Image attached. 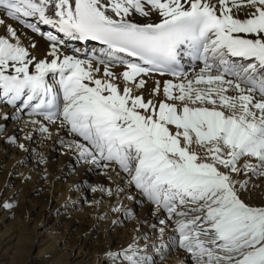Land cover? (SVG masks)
Listing matches in <instances>:
<instances>
[{"label": "snow or ice", "instance_id": "obj_1", "mask_svg": "<svg viewBox=\"0 0 264 264\" xmlns=\"http://www.w3.org/2000/svg\"><path fill=\"white\" fill-rule=\"evenodd\" d=\"M152 12L158 22H134ZM6 19L46 36L48 58L31 56L36 45L26 47L21 35L30 38ZM0 25L8 34L0 35V103L40 134L50 137V124L82 138L61 142L96 168L126 174L153 205L150 228L174 242L141 245L144 233L107 257L157 264L151 250L178 248L185 264H264V204L247 201L264 179V0H0ZM59 34L104 47L68 55ZM184 57L199 70H186ZM117 64L124 70L113 71ZM153 74L175 78L155 82L158 103L142 94Z\"/></svg>", "mask_w": 264, "mask_h": 264}, {"label": "bare ground", "instance_id": "obj_2", "mask_svg": "<svg viewBox=\"0 0 264 264\" xmlns=\"http://www.w3.org/2000/svg\"><path fill=\"white\" fill-rule=\"evenodd\" d=\"M133 19L134 22L145 23L158 22L160 18L155 12H152L149 18L137 15ZM5 23L17 28L18 35L26 33L30 40L21 35V40L26 47L30 42L36 45L34 48L29 47L31 56L36 60L48 58L50 42L46 36L32 33L10 19H6ZM40 27L44 32L50 31L57 34L51 26L40 25ZM0 35L5 37L8 35L4 25H0ZM59 35L66 41V47L62 51L68 55H78L80 58H84V53L96 52L99 54L100 49L103 48L94 44H81L78 43V40L68 41L66 37H63V34ZM68 48H72L74 53L67 52ZM199 67L193 60L187 58L189 72L192 68L198 71ZM123 70L124 66L119 64L113 68V71L117 73ZM30 71L34 72V68H30ZM52 75L49 74V83L56 88L62 102V91L57 83L58 78L53 79L50 77ZM146 79L147 85L142 90V94L145 100L154 99L158 103L160 101L157 98L151 97L149 88H153L156 81H160L162 85L166 80L175 78L153 74ZM6 113H12V115L7 120H0V126H3V131H0V175L3 179L0 181V192L2 191L0 193V209L4 212V216H2L3 212H0V252H4V255L0 257V264H34L37 260L46 264H122L121 258L120 261L119 257L109 258L105 253L108 251L117 252L121 248L127 247L133 237L144 233H150V238L147 241H140L141 245L153 242L174 244L173 241L166 239L171 235L170 232L166 231L165 236L160 237L155 229L150 228V225L155 224L157 220L156 215L153 214V205L141 197L138 190L137 192L127 184L126 174L122 171L117 174V171L111 169L96 168L79 159L78 153L74 149L70 150L61 142L73 140L83 142L82 138L60 128L59 125L50 124L48 126L52 135L49 137L40 134L36 130V126L25 123L29 119L27 115L22 116L17 113V109L13 106L0 104V114ZM36 119L48 124L42 117H36ZM8 126L9 128L5 130ZM28 133H31L32 138L27 139L29 143L26 144L25 149L20 148L19 145L23 144L22 140ZM11 136L17 138L14 143L8 139ZM110 174L117 177H113V182L109 181V183L107 177ZM45 182L46 187L44 186ZM254 182L259 186L247 194V201L250 204L262 205L263 201L254 203V200H260L259 191L264 189V185H262L264 182L261 180ZM100 187L112 189L113 194L109 196L105 192L92 191L93 188ZM118 189L123 190L118 191ZM18 190L25 194V202L31 206L29 209L31 215H29L34 217V226H41V224L43 227L53 226L50 230H54L58 226H66L63 228L66 233H72L74 229L75 234L72 233V235L78 237V242L73 243L70 247L79 250L78 255L75 256L71 252L70 254L56 252L53 245L43 237L44 235L31 230L24 234L14 228L12 224H8L9 211L7 210L10 208L3 205L9 202L13 205ZM129 194L135 199H128ZM126 200L128 201L126 202ZM82 206L86 210L80 213L79 209ZM117 207L120 210L113 211ZM138 208L139 212L136 211ZM126 210H130L132 215L127 216ZM113 221H119V223L113 224ZM101 233H103L102 244L96 247L100 241L95 238ZM84 235L86 237L79 243L80 236ZM165 252L167 254L161 256L157 250L153 249L150 254L160 256L157 264H185L186 254L180 249L176 248L175 251L166 249ZM98 256L103 260H97Z\"/></svg>", "mask_w": 264, "mask_h": 264}, {"label": "rangeland", "instance_id": "obj_3", "mask_svg": "<svg viewBox=\"0 0 264 264\" xmlns=\"http://www.w3.org/2000/svg\"><path fill=\"white\" fill-rule=\"evenodd\" d=\"M149 90H150L151 97L157 98L159 101H163L164 100L162 93L160 94V97L159 96H154L152 94V88H149ZM8 128H9V126L6 127L5 130L8 129ZM22 141H23V145H25V147H26V144L29 143V141H27V139L26 140L23 139ZM25 147H24V149H25ZM27 148H28V150H30L29 147H27ZM29 160L33 161L32 159H29ZM43 164L46 165V163H43ZM77 169H79V168L77 167ZM113 177H117V176H115L114 174L108 175V177H107L108 182L109 181L113 182L112 181ZM1 180H3V179H2V177L0 175V181ZM255 181H260V180H255ZM261 182H264V179H261ZM262 185H264V184H262ZM44 186L46 187V182L44 183ZM0 193H2V191ZM259 197H260V200H254V203H256L258 201H263L264 202V189H260ZM127 201L128 200H126V202ZM27 204L28 203L25 202V194H22L21 191L18 190V192L16 193L15 203L13 204V206L10 209L7 210V211H9L8 224H12V226L14 228H16L18 231H22L24 234H27L31 230V231H35V232H37V233H39L41 235H44L43 237L48 240L49 244L53 245L54 251H56V252L57 251L59 253L62 252L63 254H70V252H71L75 256L78 255V253H79L78 251L79 250L72 249L70 247L73 243L78 242V237H75L74 235H72V233H74V229H73L72 233L71 232L70 233H68V232L66 233V231L63 229L66 226H58L54 230H50L53 226H44L43 227L42 224H41V226H34L33 225L34 217L30 216L31 214H30V211H29L31 206H29ZM139 208L142 209V207H140V206H139ZM138 209H136L137 212L140 211V209L139 210ZM85 210H86V208L82 206V207H80L79 212L83 213ZM0 212H3V210L0 209ZM2 216H4V212H3ZM64 232H65V235H63ZM103 233H104V230H103ZM103 233H101L100 236L95 238V239H98L100 241V244H98L96 247H98V246H100L102 244ZM85 237H86V235L80 236L79 239H81V240L79 241V243ZM63 238H64V240H62ZM113 238H114V236H113ZM68 244H69V246H68ZM96 247H94V248H96ZM3 255H4V252H0V257H2ZM97 260H101L102 261L103 259H102V257L100 258V256H98ZM119 261H120V258H119ZM34 264H46V263H44L41 260H37Z\"/></svg>", "mask_w": 264, "mask_h": 264}]
</instances>
